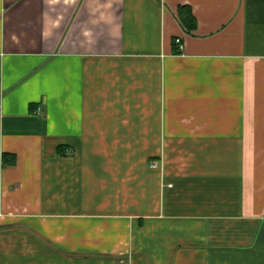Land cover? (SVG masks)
I'll return each instance as SVG.
<instances>
[{
	"label": "crops",
	"instance_id": "obj_1",
	"mask_svg": "<svg viewBox=\"0 0 264 264\" xmlns=\"http://www.w3.org/2000/svg\"><path fill=\"white\" fill-rule=\"evenodd\" d=\"M0 264H264V0H0Z\"/></svg>",
	"mask_w": 264,
	"mask_h": 264
},
{
	"label": "trees",
	"instance_id": "obj_2",
	"mask_svg": "<svg viewBox=\"0 0 264 264\" xmlns=\"http://www.w3.org/2000/svg\"><path fill=\"white\" fill-rule=\"evenodd\" d=\"M182 20L185 24H187L189 26V28H192L194 26V23H195V19L193 16H184L182 17Z\"/></svg>",
	"mask_w": 264,
	"mask_h": 264
},
{
	"label": "built area",
	"instance_id": "obj_3",
	"mask_svg": "<svg viewBox=\"0 0 264 264\" xmlns=\"http://www.w3.org/2000/svg\"><path fill=\"white\" fill-rule=\"evenodd\" d=\"M177 41H179V40H177ZM153 166H156L155 164H153Z\"/></svg>",
	"mask_w": 264,
	"mask_h": 264
},
{
	"label": "rangeland",
	"instance_id": "obj_4",
	"mask_svg": "<svg viewBox=\"0 0 264 264\" xmlns=\"http://www.w3.org/2000/svg\"><path fill=\"white\" fill-rule=\"evenodd\" d=\"M155 164V163H154Z\"/></svg>",
	"mask_w": 264,
	"mask_h": 264
}]
</instances>
